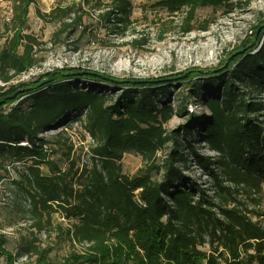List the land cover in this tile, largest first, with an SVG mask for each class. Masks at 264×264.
Returning a JSON list of instances; mask_svg holds the SVG:
<instances>
[{"label": "trees", "instance_id": "trees-1", "mask_svg": "<svg viewBox=\"0 0 264 264\" xmlns=\"http://www.w3.org/2000/svg\"><path fill=\"white\" fill-rule=\"evenodd\" d=\"M35 1L12 0V15L4 29L0 168L8 170L12 164L17 169L23 163L10 187L28 202L33 226L43 229L60 214L69 225L64 227L62 221L55 229L72 243L87 247L54 262L32 243H24L19 254L10 251L11 237L0 233V259L16 264L35 252L34 263L20 264H264V102L259 99L264 92V12L217 73L188 69L180 73L186 75L179 81L165 76L157 83L134 84L124 77L111 82L95 75H65L83 69L64 66L12 84L14 77L40 60L41 41L27 32ZM241 2L163 0L160 4L171 15L183 14L179 30L185 34L194 29L199 7H226L230 13ZM88 10L98 13L109 32L123 36L132 29L131 0H72L49 13H38L56 26L54 43L65 39L79 51L97 40L84 22ZM130 43L146 50L145 38ZM51 75L52 82L41 86ZM199 77L211 78V84L195 82ZM83 78L122 90L116 94L112 89L110 95L99 84L80 89L70 82ZM184 81L194 87L196 98H203L208 114L193 121L195 115H190L184 126L170 131L166 124L178 110L158 95L167 93L165 85ZM16 92L15 98H9ZM25 96L30 101L27 108L25 99L15 104ZM78 121L92 137L89 163L83 165L74 157L75 143L65 129L51 139L40 136L47 129L66 122L73 127L72 122ZM193 132L218 153H202L192 144L187 148L195 164L210 175V183H198L186 173L190 163L180 145L182 137ZM127 153L142 158L143 167L136 174L124 173Z\"/></svg>", "mask_w": 264, "mask_h": 264}, {"label": "rangeland", "instance_id": "rangeland-1", "mask_svg": "<svg viewBox=\"0 0 264 264\" xmlns=\"http://www.w3.org/2000/svg\"><path fill=\"white\" fill-rule=\"evenodd\" d=\"M70 1L72 0H36L31 5L27 32L35 35L41 41V45L37 50L40 60L34 66V70L39 73L32 75L30 79L27 78L28 80L37 79L44 72L64 66L82 67L83 70L110 74L117 78L148 79L158 82L165 76L168 79L174 78L175 81L182 80L183 75L186 74L180 73L188 69H200L204 74H207L210 69H215V73H217L223 70L219 67L222 61L228 57L231 51L237 49L246 35L250 33L252 26L259 23L260 13L264 12V0H250L249 3H247L248 0L246 3L242 0L230 13L226 12V7L202 6L197 9L196 19L193 21L194 29L184 34L179 30L183 14L171 15L160 4L163 0H131L134 21L129 32L123 36L117 32H109L105 28V21L99 18L98 13L88 10L89 12L84 16V22L90 24V30L96 35L97 40L95 39V44L76 51L65 39L54 43L52 38L56 26L41 18L38 13V11L49 13L59 3L65 4ZM103 1L109 3L111 0ZM11 15L12 0H0V49L6 43L4 29L6 23L10 21ZM202 25H208V29L203 30ZM161 31H163L162 39L159 38ZM135 38H145L146 50L139 49L130 43ZM100 42L109 45L117 43L120 46L115 49L105 48ZM20 78L14 77L10 83L27 81L26 78L17 81ZM210 79L199 77L195 82L201 84L205 81V83L211 84ZM76 81L78 85L74 80H70L75 88L87 89L92 83L99 84L102 87L101 91L110 95L114 93H112V89L116 91V94L122 90L117 85L96 79L83 78L76 79ZM0 84L4 85L1 80ZM164 87H168L167 93L158 95V98L167 99L178 110L174 118L166 124L168 130L184 126L190 115L192 117L195 115L193 121L203 120L208 114L202 103L203 98L195 97L194 87L189 82H175ZM148 89L160 88L149 87ZM208 89L200 91L207 92ZM26 98L27 96L22 97L15 104L25 101ZM259 99L264 102V92L259 96ZM29 105L30 101L26 100L23 107L27 108ZM262 118L264 119V116ZM72 123L73 127H67L66 122V124L45 130L40 136L51 139L52 135L65 129L75 143L74 157L79 159L80 165L89 163L90 138L85 134L80 121ZM202 137L196 136L193 132L187 138L182 137L180 147L188 156L190 163L186 173L198 183L205 184L211 182L210 175L195 164L193 156L187 149L192 144L196 145L197 150L202 153L218 155L217 152L208 148ZM168 146H172V144L170 143ZM164 153L160 151V155ZM17 167L14 169L12 164H8V170L0 168V233L11 237L8 249L19 254L24 243H32L37 247V250L45 252L48 259L54 262L63 261V258L71 253L85 250L87 245L72 243L59 230L55 229V226L62 221L64 227L69 225L60 214L54 215V224L46 225L43 229L32 225L28 202L21 198V194L16 195L10 187L11 181L18 179L24 165L22 163ZM142 167L143 161L138 154H125L123 158L124 173L133 175ZM37 256L38 254L35 252L29 253L28 259L21 260V262L34 263ZM0 264H5L4 257H1Z\"/></svg>", "mask_w": 264, "mask_h": 264}, {"label": "water", "instance_id": "water-1", "mask_svg": "<svg viewBox=\"0 0 264 264\" xmlns=\"http://www.w3.org/2000/svg\"><path fill=\"white\" fill-rule=\"evenodd\" d=\"M261 28L260 27L258 29V33L261 31ZM65 75H69V76H81V75H84V74H88V75H95V76H98L106 81H111V82H119L120 80L113 76V75H110V74H103V73H99V72H95V71H89V70H82V71H76V72H71V73H64ZM53 80V75L49 76L48 78H45L43 79L41 82H40V85L43 86V85H46L48 83H51ZM132 83L136 84V83H140V82H147L148 79H141V80H130ZM152 82H156L157 80H151ZM22 91L19 90V92ZM17 95V92L12 94L11 96H9V98H15Z\"/></svg>", "mask_w": 264, "mask_h": 264}, {"label": "built area", "instance_id": "built-area-1", "mask_svg": "<svg viewBox=\"0 0 264 264\" xmlns=\"http://www.w3.org/2000/svg\"><path fill=\"white\" fill-rule=\"evenodd\" d=\"M37 73H39V72H36L35 70H34V67H32V68H30L29 70H27L26 72H24L23 74H21V75H19V76H17V77H21L19 80H17V81H20V80H25V78L27 79V78H29L30 79V77L32 76V75H35V74H37ZM28 80V79H27ZM42 134V133H41ZM40 134V135H41ZM88 137L90 138V141H92V137L90 136V135H88ZM26 144H27V142H26ZM24 259H26V258H21L20 260H19V262H16V264H20L21 263V260H24Z\"/></svg>", "mask_w": 264, "mask_h": 264}]
</instances>
